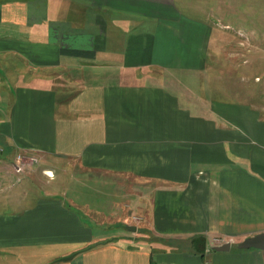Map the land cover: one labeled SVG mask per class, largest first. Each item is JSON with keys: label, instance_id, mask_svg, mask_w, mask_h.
<instances>
[{"label": "crops", "instance_id": "1", "mask_svg": "<svg viewBox=\"0 0 264 264\" xmlns=\"http://www.w3.org/2000/svg\"><path fill=\"white\" fill-rule=\"evenodd\" d=\"M206 4L0 0V205L17 208L0 209V264H264L237 246L264 233V106L201 94ZM17 156L52 187L54 165L100 185L69 201L116 229L65 190L8 200Z\"/></svg>", "mask_w": 264, "mask_h": 264}, {"label": "rangeland", "instance_id": "2", "mask_svg": "<svg viewBox=\"0 0 264 264\" xmlns=\"http://www.w3.org/2000/svg\"><path fill=\"white\" fill-rule=\"evenodd\" d=\"M206 2L208 13L196 14L205 19L212 28L206 62L198 74L201 78V94L208 98L237 103L248 101L264 106V0H206ZM188 76L184 74L181 77ZM185 80L193 82L192 79ZM190 85L197 87L198 84ZM22 165L23 162L18 165L21 169L17 173L20 172V175L12 177L11 183L14 186L9 189L8 200L11 197L14 199L15 193L25 188L30 193L38 190L52 191V188L58 192L65 190L66 205L74 209L83 220L85 218L93 230H104L109 232L106 236H110V231L116 229V222L109 220L110 217L102 219L103 215L91 213L86 205L69 201L73 188L91 187V191L96 192L100 185L88 181L78 173L66 172L67 169H63L64 165H54L57 186L52 187L54 184L49 183L55 178L49 173L43 175L44 164L33 163L30 164V168ZM22 168H28L26 171L35 177L22 174ZM9 202L5 198L0 209L16 210V205H10ZM87 204L92 206L89 202ZM92 204L106 207L102 198L93 197Z\"/></svg>", "mask_w": 264, "mask_h": 264}, {"label": "water", "instance_id": "3", "mask_svg": "<svg viewBox=\"0 0 264 264\" xmlns=\"http://www.w3.org/2000/svg\"><path fill=\"white\" fill-rule=\"evenodd\" d=\"M126 229L130 232L135 231V227H126ZM237 246L239 249L263 250L264 249V233H260L253 237H248L244 239L242 242H240ZM229 248H230V244L228 243H225L221 246L213 247L214 251H219V252L228 251Z\"/></svg>", "mask_w": 264, "mask_h": 264}, {"label": "built area", "instance_id": "4", "mask_svg": "<svg viewBox=\"0 0 264 264\" xmlns=\"http://www.w3.org/2000/svg\"><path fill=\"white\" fill-rule=\"evenodd\" d=\"M17 160L20 161V163L23 162L22 161L23 159L21 160V156H17ZM31 161L35 162L34 159H32ZM222 242H224V241L221 238H217L216 237V238L212 239V243L215 244V245H220V244H222Z\"/></svg>", "mask_w": 264, "mask_h": 264}]
</instances>
